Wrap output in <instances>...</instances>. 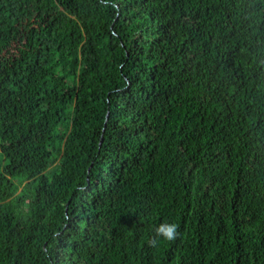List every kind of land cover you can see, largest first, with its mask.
Returning a JSON list of instances; mask_svg holds the SVG:
<instances>
[{
  "label": "trees",
  "instance_id": "16d2710c",
  "mask_svg": "<svg viewBox=\"0 0 264 264\" xmlns=\"http://www.w3.org/2000/svg\"><path fill=\"white\" fill-rule=\"evenodd\" d=\"M0 264H264V0H0Z\"/></svg>",
  "mask_w": 264,
  "mask_h": 264
},
{
  "label": "clouds",
  "instance_id": "9594fccd",
  "mask_svg": "<svg viewBox=\"0 0 264 264\" xmlns=\"http://www.w3.org/2000/svg\"><path fill=\"white\" fill-rule=\"evenodd\" d=\"M179 225L174 222H162L154 227V232L156 235L155 241H153V246L161 241L172 242L175 241L179 236Z\"/></svg>",
  "mask_w": 264,
  "mask_h": 264
}]
</instances>
